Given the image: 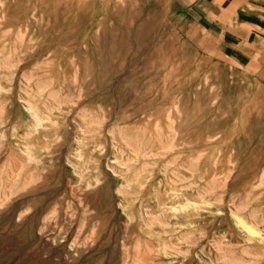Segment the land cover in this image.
I'll list each match as a JSON object with an SVG mask.
<instances>
[{
	"label": "rangeland",
	"instance_id": "rangeland-1",
	"mask_svg": "<svg viewBox=\"0 0 264 264\" xmlns=\"http://www.w3.org/2000/svg\"><path fill=\"white\" fill-rule=\"evenodd\" d=\"M172 7L0 0V264H264V85Z\"/></svg>",
	"mask_w": 264,
	"mask_h": 264
},
{
	"label": "crops",
	"instance_id": "crops-1",
	"mask_svg": "<svg viewBox=\"0 0 264 264\" xmlns=\"http://www.w3.org/2000/svg\"><path fill=\"white\" fill-rule=\"evenodd\" d=\"M171 2L187 27L200 29L219 53L264 85V0Z\"/></svg>",
	"mask_w": 264,
	"mask_h": 264
},
{
	"label": "bare ground",
	"instance_id": "bare-ground-1",
	"mask_svg": "<svg viewBox=\"0 0 264 264\" xmlns=\"http://www.w3.org/2000/svg\"><path fill=\"white\" fill-rule=\"evenodd\" d=\"M200 9V8H199ZM205 9V8H204ZM217 9V8H216ZM206 10V9H205ZM233 15V14H232ZM203 21V20H202ZM205 23V22H204ZM214 24V23H212ZM231 28V27H230ZM214 29V28H213ZM231 32V31H230ZM116 35V33L114 34ZM258 40V39H257ZM252 42V41H251ZM253 44V43H252ZM125 45V44H124ZM258 46V45H257ZM121 47V46H120ZM216 59V58H215ZM262 60V59H261ZM133 92V91H132ZM11 134V133H10ZM30 135V133H29ZM166 147H169L170 144L169 143H166L165 145ZM13 161V160H12ZM220 189V188H219ZM203 192V191H202ZM201 193V192H199ZM232 216V215H231ZM233 216H234V219H235V223L238 224L241 228H243L247 233L249 234H254L256 231L254 229V227L249 223L247 222L246 220H244L243 218H241V216L233 213Z\"/></svg>",
	"mask_w": 264,
	"mask_h": 264
}]
</instances>
